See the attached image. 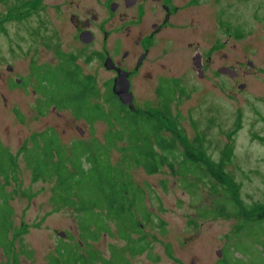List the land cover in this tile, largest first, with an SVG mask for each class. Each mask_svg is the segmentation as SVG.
<instances>
[{
    "label": "rangeland",
    "instance_id": "rangeland-1",
    "mask_svg": "<svg viewBox=\"0 0 264 264\" xmlns=\"http://www.w3.org/2000/svg\"><path fill=\"white\" fill-rule=\"evenodd\" d=\"M216 1L215 8L208 5L199 15L211 23L213 15L220 17L224 29L228 22L239 28V47L233 53L247 71L238 81L245 85L240 89L239 85L243 83L237 85L223 78L199 80L188 68L189 61L184 60L181 67L175 66L174 62L175 69H183L179 84L187 90L188 96L175 97L170 107L171 115L181 123L190 140L197 137V145L191 149L197 156L222 164L231 197L247 205L261 204L264 203V141L261 139L264 137V0ZM29 8H32L31 4L26 0H0V143L16 155V168L12 167L9 173L15 174V179L9 177L5 192L12 210L11 220L18 231L13 246L19 252L20 264H49L58 246L81 241L80 228L88 215L75 212L73 203L67 200L69 190L62 189L71 186L74 189L71 192L74 191L76 196L88 199L91 189L87 185L80 186V180L75 177L61 188L57 184L59 174H87L89 170L92 174V164L96 161L108 167L112 164L125 173L130 171L133 180L144 190L143 200L150 211V221L141 218L145 216L141 211L134 213L144 225L141 233L132 234L137 238L146 233L148 247L134 255L125 252L131 264H264V224L235 230L237 225L244 224L243 216H199L202 211L212 209L216 198H223V187L219 186L218 191L213 192L208 185L196 181L191 173L172 175L165 166L157 173L145 172L143 167L132 163L134 149H129L126 139L114 143L115 140L104 137L107 126L100 119L93 123L94 144L91 148L94 152L80 146L77 151H65L54 142L45 152L43 146H49L51 142H45L40 134H34L29 144L21 147L32 133L39 132L45 125L43 118L33 111V96L19 88L10 90L4 83L9 76L7 64L14 66L16 74L26 71L29 41L23 28L34 25L33 17L16 21L14 16ZM49 25L53 26L54 22L48 21ZM247 60L252 62L251 66ZM64 85L66 83L62 82L60 89ZM1 94L6 96L5 101ZM4 102L17 104L19 115L11 114ZM114 109L107 108L105 117L111 118ZM81 113L89 115L86 108H82ZM90 116L94 117V114L90 113ZM80 123L87 129L84 122ZM90 134L87 130L86 137ZM185 144L190 145L183 142ZM41 154H44V162L37 156ZM78 154L85 155L80 157L83 171H77L74 165L76 169L71 173L73 164L67 162L77 160ZM33 167H37L45 175L43 180L47 181H33ZM183 167L192 169L194 166L188 162ZM191 182L194 184L189 187ZM0 183H4L1 175ZM56 189L61 191L58 193ZM260 211L259 207L253 213ZM157 219L163 220L165 225L157 227ZM130 221L132 225L134 220ZM63 231L65 236H59L58 232ZM87 242L105 258L111 257V246L121 249L126 244L117 234H103L97 241ZM218 250L221 256L217 255ZM223 258L226 260L222 261ZM9 261L0 248V263Z\"/></svg>",
    "mask_w": 264,
    "mask_h": 264
},
{
    "label": "flooded vegetation",
    "instance_id": "flooded-vegetation-1",
    "mask_svg": "<svg viewBox=\"0 0 264 264\" xmlns=\"http://www.w3.org/2000/svg\"><path fill=\"white\" fill-rule=\"evenodd\" d=\"M26 1L32 8L14 16V20L33 17L34 25L23 28L29 41L28 65L24 74H16L14 66L7 64L9 76L4 83L10 90L19 88L33 96V111L45 124L39 132L65 151L79 143L94 141V121L81 114L74 104L83 107L87 100L58 99L62 82L70 87L78 85L82 97H89L91 105L97 103L104 111L111 107V97L121 113L147 114L160 110L162 95L168 90L172 91L173 102L175 97L188 96L179 84L183 72L179 67L184 60L190 62L188 68L199 80L223 78L226 82L244 84L238 81L247 71L233 53L239 47V28L228 22L224 29L220 17L213 15L211 23L199 15L208 5L215 8L216 0L210 3L206 0ZM48 21L54 25L48 26ZM174 62L178 69L174 68ZM221 67L237 73L233 76L219 73ZM121 90L124 96L132 98V109L120 101ZM1 98L6 100L4 94ZM4 106L11 114L19 115L17 104L4 102ZM104 122L107 127L103 135L111 125ZM161 128L166 139L174 137L172 131H180L183 138L174 141L176 147H181L180 151L183 142L197 145V137L190 140L179 121ZM87 130L91 132L88 137ZM29 140L32 139H27L21 147L29 144ZM157 223V227L165 225L163 220L157 219ZM132 233L133 240L142 238L140 242L147 243L146 233L137 238Z\"/></svg>",
    "mask_w": 264,
    "mask_h": 264
},
{
    "label": "trees",
    "instance_id": "trees-1",
    "mask_svg": "<svg viewBox=\"0 0 264 264\" xmlns=\"http://www.w3.org/2000/svg\"><path fill=\"white\" fill-rule=\"evenodd\" d=\"M240 36L241 33L239 32V37ZM180 92L182 93V90ZM82 93L83 92L78 89V85L68 88L61 86V93L57 97L58 99L72 98L78 101L87 100L88 103L87 101L86 104L83 103V107L76 105L79 112L81 113L82 108H86V111L89 113L88 117L91 121L100 119L111 124L108 126L104 137L112 141L115 140L113 141L114 143L116 141L122 142L126 139L129 149H134L132 163L136 166L143 167L144 171L149 174L156 173L164 166L171 170V173H173L172 175L186 176L191 173L196 178V181L208 185L213 192H217L219 186L223 187V198H216L212 209L202 211L199 214L200 217L228 218L243 216L245 218L244 224L237 225L235 230H241L247 226H261L264 224V203L247 205L240 199L231 197V195H229V187H226L227 184H225L226 174L222 171L221 163L214 164L210 160L203 159V156H197L191 150L194 148L193 145L185 144L183 151H179L174 141L175 139L183 138L180 131H172L174 137L171 139H166L161 135V127L163 125L178 122V120L171 115V110L169 108L174 99L172 91L171 94L170 90H168L162 95L161 104L159 106L160 110L158 112L152 110L153 112L149 114L141 111L137 113L124 111L125 113H121L117 104H115L114 100L110 97V105L114 107L116 111L115 114H110L112 117L109 119L105 117L104 108H102L101 105L97 103L91 105L90 98L82 97ZM90 113H93L94 117H91ZM83 115L85 114L83 113ZM116 124H118V126H116ZM177 133L179 136H177ZM34 134L42 135V139L45 142L51 139H46V136H44L45 133L43 132H34L30 136V139H32ZM261 139L264 141V137H261ZM50 142L49 146H43L45 152L53 145V142ZM92 143L93 142L79 143L70 151H77L79 146L80 148L85 147V149L90 148L89 150H92ZM24 146L23 148H25ZM123 146H127V144L123 143ZM197 147L201 148L200 144H198ZM92 151L94 152V150ZM43 155L44 154L37 155L42 162H44ZM81 156L85 155L78 154L76 157L77 160L73 162L70 160L67 162L73 164V166H70L72 170L77 168V171H83V167H81L80 164ZM50 158L53 159V155L50 154ZM51 159H49V161H51ZM188 162H192L194 166L192 169L183 167ZM45 164L47 166V163ZM16 165V155L10 153V151L0 143V175L4 180V183H0V248L5 258L10 259L8 263L0 264L21 263L19 252H16L13 246L18 231L12 223V210L8 205L9 198L6 197L7 195L5 192V185L9 183V177L12 176V179H15V174L9 173L10 170L16 168ZM74 165L76 168H74ZM92 165H94L92 174L90 170L87 174H59L60 179L57 185L60 188L67 181L69 182L72 177H75L80 180V186L87 185V187H89L88 189H91V191L88 199L86 197L84 198L82 195L76 196L74 191L71 192L74 190L71 186H63L62 190H69L67 200L73 203L75 212H86L88 217L80 228L81 241H69L70 243L66 242L68 244L64 246H58L55 252L52 253L53 255H51L49 264H131L125 252L134 255L143 252L147 247L148 243L143 244L140 242L142 238L140 240H133L131 238L132 232L141 233L143 228L140 227L141 221L134 213L141 211L145 216L140 217L149 220L148 213H150V211L144 204L143 199L145 195L143 188L133 180L130 171L125 173L123 169H117L112 164L110 165L111 167H108L106 164L100 165L97 161ZM12 167L13 169H11ZM109 169L111 170L109 171ZM32 171L33 181L43 180L45 175L42 174L37 167H33ZM43 181L47 180L45 179ZM193 184L194 182H191L188 186L190 187ZM55 188L56 183H54V191ZM56 190L58 193L61 191V189ZM78 203L79 205L76 207ZM259 207L261 211L254 214L253 212ZM130 220H134L132 225L130 224ZM143 225L144 223L142 226ZM112 226L113 228H111ZM104 233L111 236L117 234L126 243L121 249H116L115 246H111L110 258H105L101 251L91 248L89 242H87L88 240L97 241ZM225 260L226 258H223L222 261Z\"/></svg>",
    "mask_w": 264,
    "mask_h": 264
},
{
    "label": "water",
    "instance_id": "water-1",
    "mask_svg": "<svg viewBox=\"0 0 264 264\" xmlns=\"http://www.w3.org/2000/svg\"><path fill=\"white\" fill-rule=\"evenodd\" d=\"M248 65L251 66L252 65V62L251 61H248ZM6 68L9 69L10 66H7ZM218 72L219 73H222V74H225L226 73V74H229V75H232V76L237 73L235 70L230 69L228 67H221V68L218 69ZM244 85L245 84H240L239 85V88L241 89L242 87H244ZM118 95H119L118 97H119L120 101L122 103H124V104L127 103L129 105V107L132 109V107H133L132 106V98L130 97V95L124 96L125 94L122 92V90L118 93ZM58 234L61 237L65 236V232L64 231L63 232H58ZM217 255L218 256H221L220 250L217 251Z\"/></svg>",
    "mask_w": 264,
    "mask_h": 264
}]
</instances>
